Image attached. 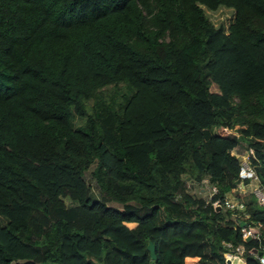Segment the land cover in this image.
Segmentation results:
<instances>
[{"label": "trees", "instance_id": "1", "mask_svg": "<svg viewBox=\"0 0 264 264\" xmlns=\"http://www.w3.org/2000/svg\"><path fill=\"white\" fill-rule=\"evenodd\" d=\"M241 144L264 189V0H0V264H229L224 243L263 264L212 205Z\"/></svg>", "mask_w": 264, "mask_h": 264}, {"label": "built area", "instance_id": "2", "mask_svg": "<svg viewBox=\"0 0 264 264\" xmlns=\"http://www.w3.org/2000/svg\"><path fill=\"white\" fill-rule=\"evenodd\" d=\"M252 158H255L253 149L250 147L246 148L245 156L239 158V163L241 166V175H242V178L249 179L251 182H253V187L251 188V192L253 196L256 198L257 203L261 206H264V189L263 187H261L260 180L255 172L253 164L251 163ZM216 193H217L216 187H210V194L208 198L211 199ZM228 195H226L222 200L220 199L214 200L212 202V205L217 208L223 209V211L241 212L243 219L248 217V215L244 213L243 204L234 198H229ZM243 219L241 220L244 221L246 224L244 226H241L242 237L244 239L245 238L255 239L259 243V250H256V249L250 250L249 253L254 255L259 261H261L264 264L263 262L264 260V236H261L258 232L250 228L247 225V222ZM256 226L260 227V224L257 223ZM224 246L227 249V251L223 255H224V258L229 262V264H234V261H237V264H243L240 258L244 251L240 245L237 247H233L232 244L230 243H224Z\"/></svg>", "mask_w": 264, "mask_h": 264}, {"label": "rangeland", "instance_id": "3", "mask_svg": "<svg viewBox=\"0 0 264 264\" xmlns=\"http://www.w3.org/2000/svg\"><path fill=\"white\" fill-rule=\"evenodd\" d=\"M202 8L204 10L205 15L210 19V21L212 22V24L216 28L222 27L223 30L225 32H227L228 26L232 23L233 18H234V11L231 8H226L223 6L217 8L216 10H209L206 7H202ZM115 88L108 87L107 90H103V91H105V93H106L105 96L108 100H111V97H108V96L109 95L111 96L112 93L114 92V90L117 91L118 88H116V89ZM118 91H119V89H118ZM87 106H88V112L92 113V109L94 106L93 101L92 100L88 101ZM245 149H246L245 146L243 144H241L236 151L238 154H244ZM233 154H235L234 151H233ZM85 178H86V181L91 188L92 197L93 198H100L96 184H95L94 180L92 179V177L90 176L89 172H86ZM187 191L191 194H194L195 196L208 198V196L210 194V187H209L207 181H204L200 185H196V184L187 182ZM67 204L69 206L75 205L74 202H70V201H67ZM107 204L110 206L121 208V205L117 202H114V201H109ZM4 222H5V220L0 218V224H3Z\"/></svg>", "mask_w": 264, "mask_h": 264}, {"label": "crops", "instance_id": "4", "mask_svg": "<svg viewBox=\"0 0 264 264\" xmlns=\"http://www.w3.org/2000/svg\"><path fill=\"white\" fill-rule=\"evenodd\" d=\"M246 148V145L243 144ZM240 146V145H239ZM239 146L234 150L235 154L237 157L241 158V157H244L245 154H246V149L244 151V154H238L237 153V149L239 148ZM244 149V148H243ZM238 158V159H239ZM238 188H233L231 190V192L229 193V198H234L236 199L237 201H239L240 203L243 204L244 206V209H245V204H244V199L247 195H253L252 192H251V188L253 187V182H251L249 179H246V181H240L237 185ZM255 198V197H254ZM256 199V198H255Z\"/></svg>", "mask_w": 264, "mask_h": 264}, {"label": "water", "instance_id": "5", "mask_svg": "<svg viewBox=\"0 0 264 264\" xmlns=\"http://www.w3.org/2000/svg\"><path fill=\"white\" fill-rule=\"evenodd\" d=\"M241 226H244L246 223L244 221H242L241 223ZM147 249L150 253V257L152 260H155L156 258V255H155V246L151 243V241L148 242L147 244ZM264 262V260H263ZM152 264H155L154 262ZM234 264H237V261H234Z\"/></svg>", "mask_w": 264, "mask_h": 264}]
</instances>
